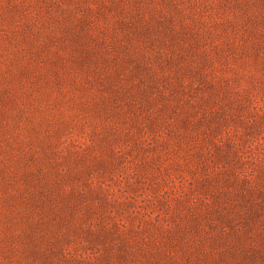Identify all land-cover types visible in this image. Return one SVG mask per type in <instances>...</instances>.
<instances>
[{
  "label": "rangeland",
  "instance_id": "obj_1",
  "mask_svg": "<svg viewBox=\"0 0 264 264\" xmlns=\"http://www.w3.org/2000/svg\"><path fill=\"white\" fill-rule=\"evenodd\" d=\"M260 152L264 0H0V264H263Z\"/></svg>",
  "mask_w": 264,
  "mask_h": 264
},
{
  "label": "trees",
  "instance_id": "obj_2",
  "mask_svg": "<svg viewBox=\"0 0 264 264\" xmlns=\"http://www.w3.org/2000/svg\"><path fill=\"white\" fill-rule=\"evenodd\" d=\"M252 101L254 102V108H257L258 110H260L261 107L258 106L257 101H255V99H253V98H252ZM215 143L218 144V146H222L223 145L222 137L221 138H215ZM229 146H230V148H233L236 151H239L241 149L239 143L236 142V141H231ZM208 149L209 148H207V150ZM221 153H222V151H218L219 155ZM253 160H255L256 162L263 161L264 160V152H260V155L257 153L255 156H253ZM240 175L242 177H244V180H245L246 184L249 186L250 190H255V188H253L252 181L248 178V176L252 175V173L240 172ZM259 206H260V209L256 210V207H254V205L251 204L250 208L248 210V212H249V214H248L249 215V223L251 224L253 230L256 228L255 225L259 222V219H260V217L262 215L261 211H264V199H262V203L259 204ZM256 229H257L256 233H258L259 237L264 240V228H260V229L256 228Z\"/></svg>",
  "mask_w": 264,
  "mask_h": 264
}]
</instances>
